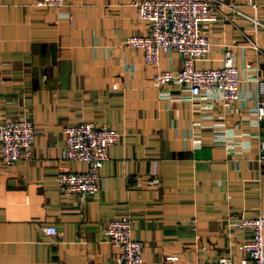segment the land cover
<instances>
[{
	"label": "crops",
	"instance_id": "obj_1",
	"mask_svg": "<svg viewBox=\"0 0 264 264\" xmlns=\"http://www.w3.org/2000/svg\"><path fill=\"white\" fill-rule=\"evenodd\" d=\"M34 2L0 0V122L27 117L35 127L32 158L0 159V264H115L120 248L103 227L121 214L143 241L140 264H201L218 255L238 264L249 232L227 218L264 213V162L256 161L264 116L252 111L256 70L244 71L251 62L264 79V28L224 4L208 27L209 50L194 66H221L229 49L242 70L240 97L225 113L218 98L192 102L177 86L160 95L153 74L179 69L181 55L162 52L158 64H146L141 49L122 43L147 31L131 0ZM232 2L264 23V0L257 8ZM79 121L120 134L107 148L96 197L85 200L55 184L58 171L86 168L63 159L62 128Z\"/></svg>",
	"mask_w": 264,
	"mask_h": 264
},
{
	"label": "built area",
	"instance_id": "obj_2",
	"mask_svg": "<svg viewBox=\"0 0 264 264\" xmlns=\"http://www.w3.org/2000/svg\"><path fill=\"white\" fill-rule=\"evenodd\" d=\"M247 5L257 8L255 0H245ZM136 16L147 23L144 34L124 37L126 46L142 50L146 64L156 65L160 54L175 50L181 55V67L176 70L161 69L153 74V85L161 96H167V86H177L187 91V98L196 102L202 98H218L221 108L228 112L240 97L239 85L242 70L232 59L227 49L221 66L196 68L194 62L203 58L210 47L207 35L209 25L219 19V4L226 5L235 15L248 19L255 30L264 28L256 16L243 13L232 0H131ZM39 7H63L66 0H35ZM229 19L228 16H224ZM256 49L258 46L255 42ZM244 71L254 69L258 86L253 114L256 120L264 116V79L258 76V66L248 62ZM63 159L82 161L84 170H60L55 175V184L61 194H75L81 200L96 197L101 180V168L108 158V146L117 142L119 132L113 127L93 121H79L63 126ZM35 127L31 119L21 117L0 122V159L13 164L20 158L30 159L34 153ZM256 161L264 162V140L259 142ZM227 223L249 232L241 241L238 264H264V213L229 216ZM44 233H56L53 225H42ZM103 238L120 248L113 256L115 264H140L143 241L132 234V221L126 214L114 216L103 227ZM205 246H203L204 248ZM174 258V257H172ZM201 264H234L230 255H218Z\"/></svg>",
	"mask_w": 264,
	"mask_h": 264
}]
</instances>
